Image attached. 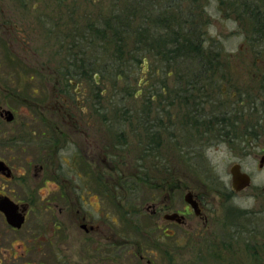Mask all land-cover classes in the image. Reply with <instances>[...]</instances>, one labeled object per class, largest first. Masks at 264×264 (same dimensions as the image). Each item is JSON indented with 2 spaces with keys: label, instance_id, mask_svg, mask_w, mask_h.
I'll list each match as a JSON object with an SVG mask.
<instances>
[{
  "label": "flooded vegetation",
  "instance_id": "1",
  "mask_svg": "<svg viewBox=\"0 0 264 264\" xmlns=\"http://www.w3.org/2000/svg\"><path fill=\"white\" fill-rule=\"evenodd\" d=\"M28 1L0 0V264H264V200L233 202L252 182L264 56L244 83L222 85L220 62L213 100L189 71L149 73L174 61L157 41L188 26L185 0H76L107 15ZM225 150L228 185L192 175Z\"/></svg>",
  "mask_w": 264,
  "mask_h": 264
},
{
  "label": "rangeland",
  "instance_id": "2",
  "mask_svg": "<svg viewBox=\"0 0 264 264\" xmlns=\"http://www.w3.org/2000/svg\"><path fill=\"white\" fill-rule=\"evenodd\" d=\"M128 0H124L122 3L127 2ZM248 3V5L253 6L258 11V15H262L264 13V0H232V2L227 1H220V0H185L184 6L182 7L183 10L187 7V10L184 12L185 15H183V18L185 22H187L188 26L184 29H190V28H196L199 27L200 32V38H203L202 44L204 47V56L202 61L199 63L200 65H197V61H192L191 59L187 60L186 58H179V60H174L173 62L169 63H156L158 65V68H156L149 72L150 74L154 72H168V71H179V70H186L191 72V84L193 86L199 87L201 84L206 85L210 92L212 99L215 100L219 99L221 96L219 94V88L221 89L222 86L217 85L219 84L216 81V76L213 74L214 70L218 67H220V62H222V65H224L226 70L227 79L222 80V85L224 83H244V81L249 80V76L251 75L248 70H256L255 74L259 73L260 70L262 71L263 67L260 68L258 64L256 63L257 59H261L264 56V53L261 52L259 49L264 47V40L259 41L253 38L254 36V26L251 22L250 18L245 14L241 13V10H238V6L241 3ZM45 3V2H44ZM43 3V5H44ZM29 5L35 4L34 0L28 1ZM51 6L57 7V1L50 2ZM72 6H79V12H83V10L87 11L89 15L96 14L101 9L97 4L95 3H82L76 2V0L72 1ZM104 9L101 10L102 14H108V9H110L106 4L104 5ZM113 7V6H112ZM111 7V8H112ZM42 6L39 5V9H41ZM191 9V10H189ZM42 10V9H41ZM249 10H252L249 8ZM32 11V9L30 10ZM253 11V10H252ZM39 11L37 10L36 14ZM254 12V11H253ZM78 16V9L77 12H75ZM255 13V12H254ZM84 14V13H82ZM177 14V13H176ZM176 14L175 19L179 16ZM105 15V16H106ZM35 17L34 15L32 16ZM134 22L136 23V26L140 25L141 23H144L145 21L137 18L132 21V24L134 26ZM135 27H133L134 29ZM136 29V28H135ZM159 34L161 32H156V34ZM152 34V33H151ZM154 36V35H153ZM102 38V37H101ZM106 39V38H105ZM110 41L113 42L116 39H119L120 44V38L116 37H109ZM251 39V40H250ZM103 40V39H102ZM101 40V41H102ZM163 39H159L157 43H162ZM129 42V38H127V41L121 42V45H124ZM96 42H94L95 44ZM163 44V43H162ZM95 47V46H94ZM93 49V48H92ZM106 52H112V48L106 49ZM258 49L257 52L258 55H256V52H253L254 61L252 63L249 62L248 57H246L245 50H247V53L251 54L250 50ZM93 53L95 54V51L93 49ZM101 57H107L110 59L107 54L100 55ZM217 56V59L215 60V57ZM257 56V57H255ZM62 59V56H61ZM60 59V60H61ZM204 63H208L210 66L202 68ZM254 64V66H253ZM252 65V68L250 66ZM201 66V67H200ZM169 67V68H168ZM201 68V69H200ZM200 70H206L205 72H202ZM200 71V72H199ZM166 72V73H167ZM259 79H255L254 82L258 85ZM264 83V82H263ZM122 84H120L121 86ZM226 85V84H225ZM264 86V84H262ZM119 87V86H118ZM259 87V86H257ZM260 88H257V94L259 98H261L260 93L258 92ZM218 90V91H217ZM119 91V90H117ZM110 93V92H109ZM224 98H227V96H223ZM264 98V97H263ZM217 101V100H216ZM264 108L260 107L258 111V119H259V130H260V136L258 137V146L256 150H250L247 151L246 157L242 160V166L246 173H250L252 175V182L251 185L248 187V189L242 193L238 194L237 197L234 198V210H248L249 208H254L258 206H254L253 204V198L256 196L257 198H260V200H264V191L262 190L264 188V173H257V166L259 163V158L262 155H264ZM257 120V119H256ZM263 151V152H262ZM239 154L236 155H230L226 150L225 152L215 153L213 156V163L215 165L211 164L212 169L209 171H205V173L193 172L192 175H196L199 180L204 182L205 180H221L223 184L220 185H228V168L231 163L237 162ZM257 156V157H256ZM210 165V164H209ZM195 178V177H193ZM196 178V179H197ZM198 180V179H197ZM219 185V183H217ZM229 188V187H228ZM215 191V190H213ZM213 197L216 198L217 194H213ZM218 201V199L216 200ZM125 205V204H124ZM127 208V206L125 207ZM233 209V208H232ZM132 210V209H129ZM220 211L223 209L220 208ZM64 258V257H63ZM67 260L69 258H66ZM76 256L72 254L70 256L69 262L70 264L76 261ZM60 264H65L64 261L61 260Z\"/></svg>",
  "mask_w": 264,
  "mask_h": 264
},
{
  "label": "trees",
  "instance_id": "3",
  "mask_svg": "<svg viewBox=\"0 0 264 264\" xmlns=\"http://www.w3.org/2000/svg\"><path fill=\"white\" fill-rule=\"evenodd\" d=\"M252 9V10H249ZM238 10L246 11L249 12V18L251 22L253 23L254 26V36L253 38L259 41L264 40V13L260 16L258 15V11L256 10L255 7L248 5V3H241L238 6ZM187 24V22H184ZM199 27L196 28H188V29H180L177 31H172L171 36L167 38H162V43L166 44L170 47V51H168V54L174 57V60L178 58H186L187 60L191 59L192 61H197V65L199 66L200 62L203 59V52H204V47L202 44L203 40H200V30ZM141 37L146 38L145 36L140 35ZM165 36V37H166ZM142 41V40H141ZM147 41V40H146ZM142 41V42H146ZM177 58H176V57ZM199 62V63H198ZM203 62V61H202ZM210 66L208 63H204L202 68ZM201 67V66H200ZM201 69V68H200Z\"/></svg>",
  "mask_w": 264,
  "mask_h": 264
},
{
  "label": "water",
  "instance_id": "4",
  "mask_svg": "<svg viewBox=\"0 0 264 264\" xmlns=\"http://www.w3.org/2000/svg\"><path fill=\"white\" fill-rule=\"evenodd\" d=\"M233 181L236 192L246 189L250 184L249 177H247L245 174L239 175L238 173H234Z\"/></svg>",
  "mask_w": 264,
  "mask_h": 264
}]
</instances>
